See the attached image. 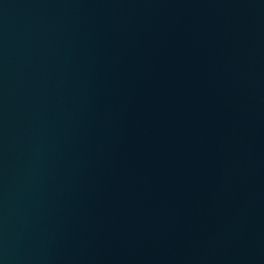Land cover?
Returning a JSON list of instances; mask_svg holds the SVG:
<instances>
[{
    "label": "water",
    "instance_id": "water-1",
    "mask_svg": "<svg viewBox=\"0 0 264 264\" xmlns=\"http://www.w3.org/2000/svg\"><path fill=\"white\" fill-rule=\"evenodd\" d=\"M0 264H264V0H0Z\"/></svg>",
    "mask_w": 264,
    "mask_h": 264
}]
</instances>
